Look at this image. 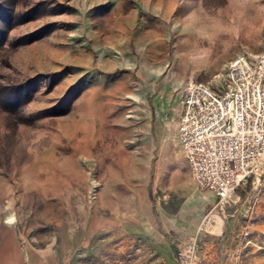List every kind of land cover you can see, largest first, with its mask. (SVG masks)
Instances as JSON below:
<instances>
[{
  "label": "rangeland",
  "instance_id": "obj_1",
  "mask_svg": "<svg viewBox=\"0 0 264 264\" xmlns=\"http://www.w3.org/2000/svg\"><path fill=\"white\" fill-rule=\"evenodd\" d=\"M263 51L264 0H0V262L178 264L217 203L179 144L186 90Z\"/></svg>",
  "mask_w": 264,
  "mask_h": 264
},
{
  "label": "built area",
  "instance_id": "obj_2",
  "mask_svg": "<svg viewBox=\"0 0 264 264\" xmlns=\"http://www.w3.org/2000/svg\"><path fill=\"white\" fill-rule=\"evenodd\" d=\"M261 57L257 72H250L251 59L239 57L236 75L220 91L207 85V92H194V83L186 90L179 144L190 165L199 159L196 185L212 192L217 203L194 237L179 246L178 264H239V248L252 243V233L264 220V51ZM240 205L244 226L238 241L210 239L224 234L218 209Z\"/></svg>",
  "mask_w": 264,
  "mask_h": 264
},
{
  "label": "bare ground",
  "instance_id": "obj_3",
  "mask_svg": "<svg viewBox=\"0 0 264 264\" xmlns=\"http://www.w3.org/2000/svg\"><path fill=\"white\" fill-rule=\"evenodd\" d=\"M243 57H246V56H243ZM246 58H249V57H246ZM249 59H251V63L254 64V65H250V72H257V66H262L261 54L255 59H252V58H249ZM238 69H239V62H237V59L234 61H231L225 71L226 82H231L233 80L234 75H236V70ZM194 92H207V85L203 83H194ZM189 166L192 172L193 180L196 183L198 179V172H194V166H199V159H192V165L189 164ZM10 223H14V221H10ZM250 244L252 243H247V245H243L239 248L238 257H241L239 258V264H242V257H244L245 251L250 246Z\"/></svg>",
  "mask_w": 264,
  "mask_h": 264
},
{
  "label": "crops",
  "instance_id": "obj_4",
  "mask_svg": "<svg viewBox=\"0 0 264 264\" xmlns=\"http://www.w3.org/2000/svg\"><path fill=\"white\" fill-rule=\"evenodd\" d=\"M227 234H228V233H227ZM228 236H229V235H228ZM229 238H230V237H229ZM210 239L217 240V239H219V238H218V237H210ZM231 239H232V238H231ZM228 240H229V239H228ZM232 240H233V239H232ZM234 242H235V241H232V242L227 241L226 243L232 245V244H234ZM214 248H215V247H214L213 245H211V244L208 246V250L211 251V252H214Z\"/></svg>",
  "mask_w": 264,
  "mask_h": 264
}]
</instances>
